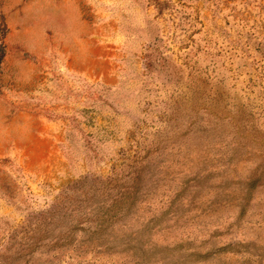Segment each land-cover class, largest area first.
<instances>
[{"label":"rangeland","instance_id":"374dc122","mask_svg":"<svg viewBox=\"0 0 264 264\" xmlns=\"http://www.w3.org/2000/svg\"><path fill=\"white\" fill-rule=\"evenodd\" d=\"M1 41L0 264H264V0H0ZM85 177L119 241L37 249Z\"/></svg>","mask_w":264,"mask_h":264},{"label":"trees","instance_id":"16d2710c","mask_svg":"<svg viewBox=\"0 0 264 264\" xmlns=\"http://www.w3.org/2000/svg\"><path fill=\"white\" fill-rule=\"evenodd\" d=\"M5 50V45L1 41L0 69ZM92 179L103 185L102 180ZM69 190L72 194L67 193ZM99 190L100 188L91 186L89 178L85 177L84 180L75 182L65 189V198L69 195L73 197H69L68 204L63 208L58 210L57 204L54 209L47 208L34 214L39 216V226L31 238L34 239L33 243H38L37 249L47 244L61 249L74 242L75 252L87 249L95 254L102 253L105 245L109 247L116 244L126 218L134 213L137 197L129 191H118L103 196L97 193ZM75 191L78 193L75 194ZM78 232L83 234L80 240L76 238ZM104 241H108V244Z\"/></svg>","mask_w":264,"mask_h":264}]
</instances>
